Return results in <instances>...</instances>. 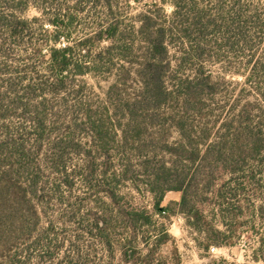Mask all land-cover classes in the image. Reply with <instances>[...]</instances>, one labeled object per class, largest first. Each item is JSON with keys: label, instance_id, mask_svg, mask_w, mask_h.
I'll list each match as a JSON object with an SVG mask.
<instances>
[{"label": "rangeland", "instance_id": "1", "mask_svg": "<svg viewBox=\"0 0 264 264\" xmlns=\"http://www.w3.org/2000/svg\"><path fill=\"white\" fill-rule=\"evenodd\" d=\"M242 1L264 20V0ZM143 13L166 28L168 94L158 109L139 116L146 128L128 132L124 144L126 118L119 108L142 90ZM13 20L27 22L15 37L5 25ZM109 27L115 29L110 38L104 34ZM67 46L72 65L56 89L50 51ZM238 53L221 51L224 63L203 62L220 83L202 113L186 117L197 137L206 129L214 140L233 107L257 99L243 75L225 70L247 72L251 52ZM255 55L261 58L263 49ZM198 64L184 58V0H0V172L10 170L39 212L5 257L15 256V264H264L263 174L249 182L244 167L216 176L208 189L193 185L200 229L180 210V192L165 193V212L154 207L157 194L149 190L141 160H150L149 169L161 161L169 167L164 146L184 145V77ZM26 101L39 110V124L32 114L13 111ZM87 160L95 171L85 178ZM127 160L132 166L125 174ZM176 169L184 175V163ZM5 257L0 264H9Z\"/></svg>", "mask_w": 264, "mask_h": 264}, {"label": "trees", "instance_id": "2", "mask_svg": "<svg viewBox=\"0 0 264 264\" xmlns=\"http://www.w3.org/2000/svg\"><path fill=\"white\" fill-rule=\"evenodd\" d=\"M227 2L229 6L225 9ZM26 24V21L13 20L5 25L15 37L26 29ZM114 32L115 29L109 27L104 34L110 38ZM138 32L146 44V57L137 70L142 90L138 98L131 102L126 101L125 106L119 108L126 118V123L121 128V142L124 144L130 142L128 132L136 130L139 133L138 131L146 128L139 116L158 109L168 94L162 76L167 67L166 28L159 25L151 14L143 13L140 15ZM263 32L264 20L258 9L242 0H184V58H195L199 61L197 67L191 69V75L184 77V145L164 146L171 155L169 167L161 161L159 165L149 169L150 160L147 157L142 158L141 166L146 170L149 190L152 194H157L154 207L165 212L168 206H160L165 193L180 192L178 206L194 228L200 229L204 220L202 212L192 202L189 193L193 185L201 184L203 188L208 189L216 183V176L219 177L225 172H237L244 167H247L249 182H253L256 174L264 175V45L259 46ZM101 37L100 33L97 39ZM255 38L260 39L253 43ZM80 44L85 45L86 42ZM257 46L263 49L261 58H255ZM239 48L251 52L243 69H247V72L239 69L225 70L243 75L245 84H252L258 92L257 99L233 107L231 117L225 119L221 125L223 132L214 140L210 139V132L206 133V129L197 137L193 125L188 123L186 117L189 114H201L206 106L205 98L217 93L220 83L214 80L212 71L203 62L224 63L225 59L223 55H219L220 52L239 54ZM71 53L72 47L68 46L52 48L50 51V67L56 78L51 85H56V89L63 86V74L72 65ZM2 98L0 94V102ZM28 104L26 101L22 105H16L13 111L20 110L21 115L28 112L32 114L31 120L39 124V110L31 108ZM3 116L0 114V118ZM131 144L136 143L131 140ZM182 163L184 175L176 169L177 165ZM131 166L127 160L122 167L123 172L128 173ZM94 171L92 162L87 160L83 169L84 177L88 178ZM9 172L8 169L0 172V256L4 257L12 248L13 241L22 237L28 226H34L39 219L37 207L32 205L27 197L28 191L13 181ZM209 247V244L205 245V248ZM5 259L9 264L19 262L15 256L14 259L8 256Z\"/></svg>", "mask_w": 264, "mask_h": 264}]
</instances>
